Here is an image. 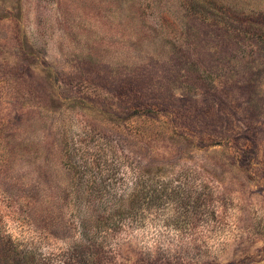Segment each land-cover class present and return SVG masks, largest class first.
I'll list each match as a JSON object with an SVG mask.
<instances>
[{
	"label": "rangeland",
	"instance_id": "obj_1",
	"mask_svg": "<svg viewBox=\"0 0 264 264\" xmlns=\"http://www.w3.org/2000/svg\"><path fill=\"white\" fill-rule=\"evenodd\" d=\"M0 264H264V0H0Z\"/></svg>",
	"mask_w": 264,
	"mask_h": 264
},
{
	"label": "trees",
	"instance_id": "obj_2",
	"mask_svg": "<svg viewBox=\"0 0 264 264\" xmlns=\"http://www.w3.org/2000/svg\"><path fill=\"white\" fill-rule=\"evenodd\" d=\"M131 211H132V207L129 205V207L127 208V210L125 209V210H120V211L116 212L115 217H124V215L125 216H130L131 213H132Z\"/></svg>",
	"mask_w": 264,
	"mask_h": 264
}]
</instances>
